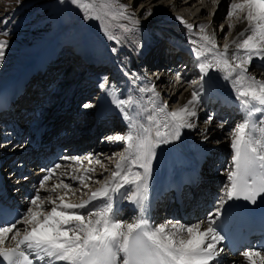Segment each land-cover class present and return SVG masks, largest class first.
Returning a JSON list of instances; mask_svg holds the SVG:
<instances>
[{
    "label": "snow or ice",
    "instance_id": "obj_1",
    "mask_svg": "<svg viewBox=\"0 0 264 264\" xmlns=\"http://www.w3.org/2000/svg\"><path fill=\"white\" fill-rule=\"evenodd\" d=\"M70 2L84 13L85 20H102L103 6L108 9L104 15L121 17L129 22L131 26L120 25L126 32L137 30L140 23L135 12L129 11L130 5L119 3V0ZM212 2L218 4L219 0ZM151 14V9L144 13L145 17ZM233 17L236 24H247V28L228 43V35L236 26L229 23L222 50L208 34L209 24L193 25L183 17H176L190 31L198 27L203 33L201 39L206 46H210L208 51H214L211 59H204L198 64L199 78L188 82V87L192 89L190 99L178 109L169 110L167 102L159 99L160 93L152 83L138 89L140 93L152 94V108L145 117L147 123L142 122L132 114L139 105L138 98L131 95L120 98L118 89L108 85L107 78H104L99 87L113 97V103L129 128L126 134L106 138L125 144L124 151L113 154L119 160L110 178H106L102 187L91 191L88 199L73 203L67 197L70 193L75 194V190L70 183H65V179L76 180L82 187L88 188L84 181H91L92 176H65L59 183L49 186L48 182L61 165L49 169L29 200L26 211L20 214V219L0 226L2 264H215L224 251L218 247L225 237L217 220L223 214L225 204L241 198L255 204L257 197L264 195V80L248 71L254 57L264 59V0H231L225 19ZM3 22L7 23L6 20ZM220 30L223 32V24ZM104 31L108 33L107 28ZM7 35V31L0 32V36ZM109 39L117 40V37L109 34ZM8 44L7 39L0 38V64L5 59ZM232 48L241 54L230 55ZM195 55L201 57L204 54L197 50ZM210 71L224 73L223 79L231 83L235 97L245 111V119L232 133L230 147L233 154L227 172L228 184L215 212L206 221L190 225L169 221L153 226L144 215L131 222L117 219L115 196L125 186L130 190L123 194V199L139 206L141 212L144 210L156 148L179 140L184 129L196 127L204 81ZM176 81H181L179 74ZM83 107L91 108L93 105L86 103ZM257 112L262 117L258 122L253 119ZM213 119V116H208L206 123L211 124ZM219 126L223 127V123ZM203 138L207 140L208 136ZM64 159L79 161L81 157ZM95 162L101 164L99 159ZM133 167L141 171L133 172ZM86 171L91 173L95 169ZM105 171L108 169L105 168ZM94 183L101 181L95 180ZM41 192L47 194L41 195ZM94 201H103L102 206L89 208ZM17 225H23V228ZM7 240L15 241L14 246L6 247ZM242 256L248 264H264V252L259 250H246Z\"/></svg>",
    "mask_w": 264,
    "mask_h": 264
},
{
    "label": "bare ground",
    "instance_id": "obj_2",
    "mask_svg": "<svg viewBox=\"0 0 264 264\" xmlns=\"http://www.w3.org/2000/svg\"><path fill=\"white\" fill-rule=\"evenodd\" d=\"M155 1L156 0H153L152 2H155ZM197 1H201L202 3H200V4H202V5L205 4L207 7L209 6V4L211 5V3H212V5L214 4L212 2V0H185L182 3H179L180 2L179 0H175L174 3L171 2L169 4L172 5V8L178 6L177 8L179 9L180 7L185 8L183 6H187V5L189 7V5H193ZM220 1L221 0H219V2ZM131 9L132 8H129V10H131ZM144 10H145V8L142 10V12ZM185 13H186V11H185ZM203 13H205V11H203L199 15L196 14L193 18L190 15L189 20H187L188 19L187 17L184 19L188 23H191L193 25L209 24V28L207 29V32L209 34V32L213 30L212 22L209 19L202 18ZM219 14H218V16H219ZM135 15H136V13H135ZM178 16L183 17L182 15L177 14V13H176V15L175 14L171 15V17H170L171 22H169L168 26L162 30V32H163L162 34L168 40H170L172 43H175V44H177V45H179L185 49H191L192 50V52L194 54V58L184 62L183 66L187 70L190 65L191 66L193 65L191 67V69L193 71H191L190 74H195V75L199 76L200 73L196 72L193 68L195 65L194 59H196L199 63L202 62L204 59H211V57L214 55V51L213 52L208 51V47H210V46H206L205 41H203L201 39V36L203 35V33L201 32V30L198 27L194 28L191 31L188 30L186 28V26L183 23H181L180 20H178L176 18ZM193 20H195V22H193ZM222 23L224 24L223 21H221V24ZM225 23L226 24L224 26L223 32L226 30V28L228 27V24H229L228 22H225ZM234 24H236V22ZM245 28H247V24H236V26L233 27V29L230 33V36L228 37L227 42L231 43V41L234 38H236L237 33L240 31H243ZM223 32L220 31L219 34H221ZM248 34H250V33H246V35H248ZM217 37L218 38L216 39V42L219 38H221L220 35H217ZM87 45L92 46L97 50L103 51V53H104L103 55H105L106 51L108 50L107 49L108 47L106 45V41L101 39V38L94 43H91L89 41L87 43ZM222 47H223V45H221V48ZM183 48L180 51L181 56L183 53ZM52 50H53V48H51V52H45L46 51L45 50L44 54L41 53L42 54L41 57H39V56H38L39 58L37 57L36 60L38 63V67L35 70L33 69V66H34V68L36 66L33 65L34 64L33 62L28 64L27 67L28 68L31 67V70H27V71L23 72V74H21L19 76L18 80L20 81L21 77L23 75L27 74V72L33 74V71L34 72L35 71L40 72V73L45 71V73H46L48 71V68L46 70L43 69V68H45L43 66V61L45 59H47V54L50 53V55H51V53H53ZM197 50H199L204 55L201 57H197L195 55ZM54 52H57V51L54 50ZM233 53H236L235 48H232L229 50L230 55ZM236 54L239 55L241 53H236ZM177 57L178 56H176V59L179 60V58H177ZM184 58H185V56H184ZM136 59L138 60V62L136 61ZM40 60H41V63H39ZM59 60L61 61V58ZM74 60H75V63L78 62L77 56H75ZM60 61H57L58 64ZM188 61L190 63H188V65H187ZM66 63L68 64V67L66 68V72H65L63 77H55V76L52 77V76L48 75L49 71L46 74L44 73V76H43L42 81H41V84H42L41 90H43L44 93L41 94V96H39V95L34 96L33 100L30 101L28 105H25L26 109H32V108L35 109V107L43 100V103L45 104L44 106H46V107L48 105L49 106H55L56 104H58V106H61V108H59V110H58V113L61 114L62 110L65 111V110L69 109V106L70 107H73V106L79 107L80 104L83 105L86 103L85 100L86 99L88 100L90 98L89 95H91L90 94L91 91H93V89L95 88V82L91 83V82H93V78H90L91 77L90 75H92V73H94V72H97V70L99 71L100 70L99 67L93 68L94 70L92 71V73L90 75H88L87 77H85V79H84L85 82L83 81L84 83L82 82V84H80L79 87H72L71 80L74 78L72 76V78L66 84L62 85V88L58 89L59 92H57L58 90L55 91L54 93L49 92L52 89V87L47 89V87L52 82H53V84H55L56 82L62 83V80L65 79V77L67 76V74L71 70L73 62H70L69 59L64 60L63 67L61 68V71L64 69ZM176 63H177V61H176ZM254 64H255V66L257 64L258 66L264 67V59H260L259 57H254L253 60L251 61L250 65H248V70ZM69 66H71V67L68 70ZM176 66L177 65H174L169 73L161 75L160 79L158 80V86H159V91L161 92V95L165 96V92H167L169 90L170 94L167 93V95H169L167 97H169L170 100L173 97H175L177 92L181 91V89L183 88L182 86H184L185 83L187 84L188 83L187 80L189 79V78H186V76H185V75H187L186 72L183 75H182V73H177L178 69ZM103 67L104 66H101L102 69H103ZM121 70H122L123 76H125L127 78V81L126 82L122 81L120 83V88H121L120 90L118 87H116L118 89V95L120 98H124V97H127L129 95L137 97L138 101H139V105L133 111L132 114L138 120L145 122L144 121L145 115L143 116L142 109L145 108V110H146V108H148V110H151L152 103L150 102V97L152 96V94L151 93H140V92H138L139 88H143L147 85H150L149 81L147 80V78L143 74L142 69L140 67V57H137L136 53L133 52L132 59L129 61H125L124 65L121 66ZM74 72L77 73L78 71L75 70ZM178 74L181 77L180 82L176 81V76ZM223 75H224V73H221V72H216V71H210L209 72L208 77H206L205 81H204V94L202 96V105H204L207 100L212 99L214 101V99H216V98L219 99V101L216 105L219 108V110L223 109L224 103H226L227 105L233 104L234 107H233L232 111L234 110V115L232 114V120H235V123H236L235 128H236V126L238 124H240L241 122H243V120L245 119V111L242 108V106L240 105V103L237 101V99L235 97V93L231 87V83L229 81L223 79ZM252 75H254V74H252ZM254 76H256L258 79L264 80V76H262V74L260 72ZM48 78L49 79L52 78V81L48 82L47 81ZM110 81H109V79H107L108 85L114 86V84H111ZM92 84L94 86H92ZM19 87H20V84L13 86L12 88H9V89H5V88L1 89L0 90V99L4 98L7 95L9 90H16ZM22 87H20V88H22ZM45 90H48V91H45ZM191 91H192V89L189 88L184 92V94H182L183 96H182V99L180 100L181 102H179L180 106H182L188 99H190ZM106 94H107L108 103L110 104L109 107L112 108V110L118 109L115 106V104L113 103V97H111L108 94V91L105 89H102L101 92L99 93V95L97 97V99H99V100L95 102V105L98 106L100 98ZM54 95H57L56 97L58 98L56 104L54 103L56 100L53 99ZM160 97H163V96H160ZM141 101L144 102V104H142ZM228 109H230V108L228 107ZM138 110L139 111L141 110V111H140L139 115H136ZM46 111L47 110H45V112ZM39 114L40 113L31 112V113H29L28 116H25V114L19 115L18 117H22V119L20 120L21 126L24 127L25 125H27V121L30 122L32 120H36L37 117L39 116ZM152 114L155 115V113H152ZM88 117H90V116L82 118L81 120L88 121L89 120ZM197 118H199V117H197ZM261 118H262L261 113H259V112L255 113L253 116V119L257 122ZM221 123H223V126L225 124H227L226 121L221 122ZM219 125L217 126L218 130L215 131V133L220 132L219 130L221 127ZM196 129H198V128L195 127L192 129H184L182 131V134H181V137L179 140L174 141L170 144H162L156 148V153L158 155V158L152 164L151 175L148 179V200H147V203L145 204L144 210L141 212L139 210V206L131 204L128 201H126L125 199H123V194L126 191L130 190V188L128 186H125V188L121 189L120 193L116 194V196H115V204H116V208L118 211V215L116 217L117 219L131 222L137 216L144 215L151 225L155 226V225L161 224V223H159V224L157 223V220H158L157 217L154 219L151 218V213L153 212L152 207L155 206L156 203L161 202L160 200L171 199V196L169 194L166 195L164 193V192H166L167 187L169 185H171L172 183H174L180 176L184 175L186 169H188V168L195 169V168L200 167L202 164V161L205 160L209 156L210 153H213V151H212L213 148L216 147V149L218 151H220L221 148H223V143L215 145L214 147L208 146L206 141L210 140V137H208L207 140H205L203 137L200 140H195L193 132L196 131ZM128 131H129L128 125L124 121L123 124H117V125L112 124L110 127L106 128L105 132L111 136H116V135L126 134ZM200 131L202 132L201 135H203V136H205L207 134V132L204 131V129L203 130L200 129ZM257 134H259V133H257ZM194 140H195V142H194ZM34 144L35 143L31 142L30 145H27L24 141L11 143L7 147H6V143L0 144V147L5 146V147H3V151H4L3 155L4 154L7 155L8 153L14 154L11 158H9V160L13 163L12 164L13 168L22 167L23 165H25V167L22 168L20 173H18V171H19L18 169H15L16 173H14V177L19 180V183L15 184L11 190L13 201L12 202L5 201V204H7L8 206H12L14 208H19V209L24 210V211H26V209L29 205V200L32 198V196L35 195L37 189L39 188V184H40V181L42 180L43 176L48 173L49 169H52L57 164L61 165V167L59 169H57L56 175H54L52 180H50L48 182V185L51 186L52 183H59V181L61 179H64L65 176L85 177L86 175H91L92 180L89 181V180L85 179L84 182L87 184L92 183V186H90L88 188L85 196L81 197L80 199L76 198L77 192L83 190L84 188L76 180L65 179V183H70L72 185V188L75 190V194L70 193L69 197H67L70 202L79 203L82 200L88 199V197L91 195V191L103 186V183L97 184V183H94V181L105 176V174L107 172H109V178H110L111 171L114 170L115 164L112 163L113 165L111 164L109 166L110 169H108L107 172L101 173L98 171V172L88 173L86 170L89 168H93V169L97 168V166L100 165V164H96L95 161L97 159H99L101 161V164H103L109 158H111V156L115 153L116 150H119L121 147H125V144L122 141H114V140L110 141L108 139L107 140L106 139L100 140L99 136H92L89 138L86 137V138L82 139L81 143L79 140H75V141H73V143L67 144V146H65L67 149L64 150L63 153H59L58 151L55 150L56 147L58 146L57 143H54L55 148L53 150L47 149V147L50 146V144H52V143H48L45 147L43 145H40V146L35 145V148L33 149L32 154L30 153V154L25 155L22 153H16L17 150H26ZM72 144L74 146L73 148L70 147V145H72ZM12 152H14V153H12ZM232 154H233V150L231 152V156H232ZM30 156H32V160L30 159ZM64 157H81V160L73 161L70 159H64ZM117 161H115V163ZM32 168H35V169H33L34 171H30ZM36 170L43 171V174L39 175L38 177H34V175H32V172H35ZM12 171H14V170L12 169L11 172ZM132 171L133 172L141 171V169H139L137 167H133ZM199 187L200 188H196L195 195L190 196L191 204H193L192 211H193L194 204L196 205L197 203L202 202L201 201L202 197H201V194H199V190L200 189L203 190V189L201 186H199ZM225 190H226L225 187H223L220 190V197L216 200L215 208L210 211V214L215 212V209L218 206L219 200L225 194ZM196 193H198V194H196ZM200 193H201V191H200ZM208 193H210V192H208ZM46 194L47 193L41 192V195H46ZM210 194L211 195H209V196L212 197V194H215V193L212 192ZM230 201H228V202H230ZM102 203H103V201H94L92 205H89V208L102 206ZM225 206H226V204H225ZM225 206H224V210H225ZM197 213L193 212L192 214L197 215ZM209 215L206 216L204 219L197 221V222L206 221L208 219ZM189 217H191V215H189ZM177 219L178 220L171 221V222L172 223H181V224L184 223L183 222L184 219H182V218L181 219L177 218ZM167 222H169V221H167ZM185 225H189V224H185ZM17 227L21 228V225H17ZM257 241H260V240L257 239ZM14 244H15V241H11V240H7L5 242V246H9V247L14 246ZM223 246H224L223 242H220L218 247H221L224 249V251L220 255V256L223 255V258L220 261H216L215 264H223V263L224 264H235L236 260H239L240 264H248V261L242 256L243 252H241V253L236 252L235 254L229 253V252H231V251H229L230 249H228L227 247H223ZM250 249L259 250L261 252H264V250H261L259 247H255V246H250V248H246V250H250Z\"/></svg>",
    "mask_w": 264,
    "mask_h": 264
},
{
    "label": "rangeland",
    "instance_id": "obj_3",
    "mask_svg": "<svg viewBox=\"0 0 264 264\" xmlns=\"http://www.w3.org/2000/svg\"><path fill=\"white\" fill-rule=\"evenodd\" d=\"M152 1L153 0H119V3L129 4L130 8H132L129 11H134L136 13V17L140 21L139 25L137 26V30L133 32H126L122 28H120V25L125 24L131 26L129 22L125 21L121 17L113 18L111 16L104 15V13L108 11V9L103 8V6H101L102 20H85L84 13L76 5L71 4L70 0H0V32H8L7 36H0V38L7 39L9 41L5 52V59L3 63L0 64V87L17 74L10 81V83H8L7 86L3 87L2 89H9L13 86H16L19 82V76L23 74V72L31 70V67L28 68L25 65L33 62V65L36 66L35 68L33 66V69L35 70L38 67V63L36 60L37 57H41L45 52H51L52 46H56V43L58 41L62 42V44L66 41H69V43L78 41V45H81L88 43L89 41L94 43L101 38L106 41L109 60L106 62L107 64L104 65V70H97V73H92V75L94 74L93 76L90 75V78H93V82L91 83L95 82V88L93 89V91H91V95H89L90 98L88 100H85L86 103L95 105L97 97L102 90L99 87V84L104 81V78L106 77L107 79H109V81L111 80L110 83L114 84V86L118 87L120 90V83L122 81H127V78L123 76L121 66L124 65L125 61H129L132 59L133 52L136 53L137 57H140V50L144 48V46H148L149 49H153V41L159 39V32L160 35H163L162 30L168 26L169 22H171L170 17L172 14H180L183 16V18L187 17V20H189L190 15L193 18L196 14L199 15L200 13L205 11V13H203L202 15V18L209 19L212 22L213 30L210 31L209 34L212 35L215 40L218 38L217 35H220L221 38L217 40V43L220 45V47L221 45H224L225 33H228L229 31L227 27L223 33L219 34V32L221 31V21L224 22V24L222 23L224 26L226 24L225 22L233 24L236 22L235 17L230 21L228 19H225L229 10V4L231 0H221L220 2H218V4L213 5L211 3V5L209 4L208 7L205 4H200L202 3L201 1H197L195 4L189 5V7L187 5L183 6L185 8L180 7L179 9L177 8L178 6L172 8V5L169 4L171 2L174 3L175 0H156L155 2ZM179 1V3H182L185 0ZM144 8L145 10L142 12ZM148 9H151L152 14L145 17L144 13ZM5 20L7 21V23L3 22ZM193 22H195V20H193ZM105 28L108 29V33L104 31ZM109 34L115 35L119 42H117V40L109 39ZM229 36L230 34L228 35V37ZM164 43V39H159V41L154 45L155 48L153 50L157 49L159 51H162L163 48L161 47L162 45H164ZM41 47H43L41 51L45 48L48 49H45V52H40V54L37 53L38 55L34 54L37 49ZM113 49H115V51H113ZM54 50L55 49L53 48L52 51L54 52ZM66 57L69 59L68 56H63L62 59L66 60ZM136 61L138 62L137 59ZM60 62L62 63V61ZM39 63H41V60ZM56 67L57 66H53L52 71L49 70L48 75L56 77L59 71L55 69ZM62 67L63 64L61 68ZM191 67L186 70L185 67H182V62L177 67V73H182L183 75L186 72L187 75L185 76L186 78H189L187 80L188 82L197 80L199 78L198 75L190 74L191 71H193ZM74 71L75 69L73 68L68 73L69 76L67 74V78L65 77V79L62 80V83L56 82L55 84H53L52 82L47 87V89L52 87L49 92L52 93V91H57L59 88H62V85L66 84L72 78V76H79L81 74V72L76 73ZM248 71L249 73L254 75L260 72L262 76H264V67L258 66L257 64L256 66L255 64L252 65ZM36 73V75H38L40 72ZM34 76L35 75L33 74L32 77ZM40 80H42V78ZM47 81H52V78H48ZM41 85V81H38L37 85H35L34 81L31 82L29 86V90L31 89L30 92H33L34 87L35 90L37 89V92L35 93L41 92ZM92 86L94 85L92 84ZM182 87L183 88L181 89V91L177 92L175 97H173L171 100L169 97H167L169 96L167 95V93L170 94L169 90H166L167 92H165V96L161 95L160 92V96L163 97H160L159 99L163 101L165 100L167 102L169 110H175L180 107L179 102H181L180 100L182 99V94H184V92L189 89L188 83H185V85ZM56 96L57 95H54L53 99L58 100ZM141 103L144 104V102L142 101ZM28 104L22 105L25 106ZM74 111L75 110L72 111L73 115H75ZM140 111L138 110L136 115H139ZM142 111L143 116L145 115V121V117L150 114V110H148V108H146V110L145 108H143ZM232 114L234 115V110L232 111V109H228L227 107L219 110V108L213 103L212 99L207 100L199 110V118H196V128L198 129L193 132L194 139L200 140L202 137H204L203 135H201L202 132L200 131V129H204V131L207 132L206 135L210 137L211 140L206 141L207 145L214 147L215 145L223 143V148H221L220 151H218L216 147L213 148V155L209 156V160L205 161V163L203 164L202 174H205L203 175V178H205L206 185H203V190H201V192L203 194L202 203L204 204V206H202V203H197L196 205L199 204L197 210L198 212L200 211V213L196 212L197 215H193L192 213L195 212L194 210L192 212L190 211L189 213L192 218H195L199 214L200 215L195 218V221H192V223L190 220L187 223L185 222L186 220H183V224L190 225L196 223L197 221L202 220L204 216L210 214L209 211L214 209L215 206L213 201H208L211 200V197L209 196V194H207V192L213 191L217 197L218 195H220V190L223 187L226 188L225 185H227L228 183L227 172L230 168L232 152L230 144L232 133L235 129L236 124L235 120H232ZM208 115L214 117L211 124L206 123ZM225 121L227 122V124L220 128L219 133H215V131L218 130L217 126L221 122ZM145 123L147 122L145 121ZM124 148L125 147H121L119 150H116L115 153L124 151ZM157 158L158 155L156 153L152 164L156 161ZM117 160H119V157L112 155L111 159H108L103 164L97 166L94 172H106L105 168L110 169L109 166L112 163L115 164V161ZM108 176L109 172H107L105 176L98 179L101 181V183L99 184H102ZM88 185L90 187L92 186V183ZM88 188H84L83 190L78 191L76 198L80 199L81 197H84ZM159 211L164 214H159L160 218L157 220V222L159 221L158 224L160 222L167 223V221L173 220L171 219V216L174 212L170 209L161 206V209H159ZM22 227L23 226L21 225V228ZM235 264H240L239 260H236Z\"/></svg>",
    "mask_w": 264,
    "mask_h": 264
}]
</instances>
